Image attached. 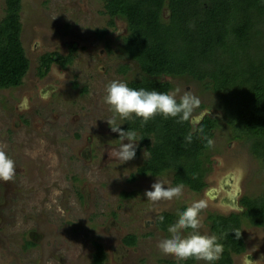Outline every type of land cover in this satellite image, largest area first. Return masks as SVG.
Listing matches in <instances>:
<instances>
[{"label":"rangeland","instance_id":"374dc122","mask_svg":"<svg viewBox=\"0 0 264 264\" xmlns=\"http://www.w3.org/2000/svg\"><path fill=\"white\" fill-rule=\"evenodd\" d=\"M105 4L22 1L21 42L30 68L21 85L0 88V147L17 169L13 181L0 182V264H92V242L105 248L104 264H180L157 248L170 237L156 227L163 213H178L203 199L208 206L201 213V232L212 235L210 213L239 212L241 197H258L264 191V173L248 145L229 141L228 130L222 129L209 152L212 171L202 193L184 188L172 201L146 199L145 191L158 179L174 187L173 175H139L149 157L144 148L123 164L115 158L121 139L106 121L113 112L103 103L105 89L113 80L128 84L143 74L122 54V38L128 34L125 21L115 19L112 25ZM5 10V0H0V22ZM103 30L106 34L97 33ZM45 54L72 59L65 67L54 62L46 72L40 68ZM125 64L130 69L123 74ZM162 80L172 83V91L179 88L180 95L191 91L211 104L210 91L190 78ZM206 113L220 116L208 107L200 116L193 115L192 124ZM117 125L123 129L125 120L117 118ZM129 235L137 239L134 248L123 243ZM243 235L246 251L234 263L264 264V229L244 225Z\"/></svg>","mask_w":264,"mask_h":264},{"label":"trees","instance_id":"16d2710c","mask_svg":"<svg viewBox=\"0 0 264 264\" xmlns=\"http://www.w3.org/2000/svg\"><path fill=\"white\" fill-rule=\"evenodd\" d=\"M22 1L5 0V17L0 22L2 89L21 85L30 68L21 42ZM104 13L112 25L115 19L127 25L128 34L120 48L125 59L137 64L143 74L140 80L127 84L130 88L170 93L174 87L163 78L187 77L210 91L211 104L201 102L188 121L177 123L178 118L157 115L141 126L142 119L134 114L125 120L123 129L135 131L139 141L135 157L142 148L149 154L138 174L159 177L171 172L174 186L183 184L193 193H202L213 165L205 137L214 140L222 129L228 130L229 141L248 145L264 173V0H106ZM71 59L45 54L40 68L48 72L54 62L65 67ZM129 69L125 64L120 72ZM208 107L220 116L206 113L193 125V115L200 116ZM189 133L191 143L185 139ZM238 203L239 212L208 215L211 234L224 248L220 259L210 264H235L234 258L245 253L244 225L264 229V191L258 197L245 195ZM184 210L186 207L179 208ZM177 219L175 212L163 213L156 227L168 233L169 225ZM233 230L241 231L239 239ZM136 242L133 235L123 241L127 248H134ZM92 244V264H104L105 248Z\"/></svg>","mask_w":264,"mask_h":264},{"label":"clouds","instance_id":"9594fccd","mask_svg":"<svg viewBox=\"0 0 264 264\" xmlns=\"http://www.w3.org/2000/svg\"><path fill=\"white\" fill-rule=\"evenodd\" d=\"M105 92L103 103L107 104L113 112L112 117L106 121L111 131L117 133L121 139L119 148L114 150L115 158L121 164L135 158L139 145L136 132L123 130L117 125V118L127 120L131 119L134 114L142 119L141 126H143L157 115H162L165 119L169 117L178 118L177 123H182L192 117L193 111L201 103L200 99L191 91H184L180 95L181 90L179 88L170 93L145 89L136 90L120 80L111 81L106 86ZM178 96L179 99H177ZM185 139L186 142L191 143V133ZM205 139L207 140V148L214 147L215 141L213 139L207 137ZM124 140H127L128 143H123ZM145 156L146 151L144 152ZM16 172L15 161L7 155L3 147H0V182L13 181ZM183 190V184L165 187V183L158 179L151 185V190L145 191L144 196L153 203L172 201L181 197ZM207 206V202L201 199L194 201L183 212H178L177 221L170 224L167 229L170 237L158 242V250L163 255L173 256L177 261L195 259L196 261L213 262L219 260L224 251L223 245L218 242L217 236L201 232L203 227L201 213ZM233 232L239 239L241 231L233 230ZM250 264L253 262L250 261ZM255 264H262V261L257 260Z\"/></svg>","mask_w":264,"mask_h":264}]
</instances>
